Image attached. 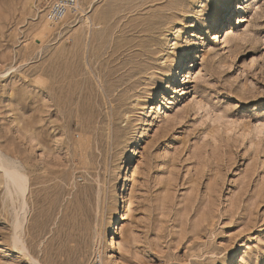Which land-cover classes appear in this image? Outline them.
<instances>
[{"label":"rangeland","instance_id":"1","mask_svg":"<svg viewBox=\"0 0 264 264\" xmlns=\"http://www.w3.org/2000/svg\"><path fill=\"white\" fill-rule=\"evenodd\" d=\"M49 1L0 0V264H264V0Z\"/></svg>","mask_w":264,"mask_h":264},{"label":"bare ground","instance_id":"2","mask_svg":"<svg viewBox=\"0 0 264 264\" xmlns=\"http://www.w3.org/2000/svg\"><path fill=\"white\" fill-rule=\"evenodd\" d=\"M223 5L226 4V0H223ZM242 3L239 4V8H242L244 6V2L246 0H240ZM95 2V0H84V1H79L78 3V6H77V9L80 10V12H82L81 16H84L85 18H83L84 21L87 20V16H85L87 13H86V9L91 7L92 4ZM240 3V2H239ZM191 16L190 17H194L195 14L194 13V10H192L191 12ZM87 17V18H86ZM89 21V20H88ZM153 29V27H151ZM150 29V30H152ZM156 29V28H154ZM152 32V31H151ZM48 37V36H47ZM166 37V36H165ZM153 38H156V37H153ZM159 39V38H158ZM164 39V38H163ZM169 39V38H168ZM174 39V38H173ZM161 40V39H160ZM46 42V40H45ZM153 42V41H152ZM156 43L158 41H155ZM164 42V41H163ZM172 41H170L168 43V45H172L171 43ZM160 43V42H159ZM184 44H180V51L184 49ZM178 57L174 58V62L172 63V66L176 68V70H178V75L175 76V79L173 78V81L174 83H177L179 82L180 83V80H181V74H183V66L181 65L182 64V60H181V54L178 53ZM54 56V55H53ZM64 57V56H62ZM56 60V59H55ZM64 62V61H63ZM45 64V63H44ZM70 64V63H69ZM68 66V65H66ZM71 66V65H70ZM75 67V66H73ZM72 69V68H70ZM74 69V68H73ZM43 70H44V74L46 76H50L53 72H54V69L52 66H50L49 64H45L43 66ZM62 70V69H61ZM69 71V70H68ZM56 72V71H55ZM58 73V72H57ZM64 73V72H63ZM70 72H68L69 74ZM76 74V73H75ZM78 74V73H77ZM76 74V75H77ZM58 77V76H57ZM72 77V76H71ZM75 77V76H74ZM76 78V77H75ZM46 79V78H45ZM52 79V78H51ZM57 79V78H56ZM170 79V76H169V73H167L166 75H164L162 78H160V81L158 82V84L156 85V87L152 90L151 93H153L152 95V98L148 100L149 102V105L147 106V108H149L148 112H154L155 109H156V100L158 99V96L162 93L163 89L168 85V80ZM48 80V79H47ZM75 80V79H74ZM55 81V80H54ZM73 81V80H72ZM71 82V81H70ZM62 83V82H61ZM60 83V84H61ZM69 83V82H68ZM57 84V83H56ZM55 84V85H56ZM47 85V84H46ZM59 85V84H58ZM63 85V84H62ZM72 85V84H71ZM70 86V85H69ZM79 86V85H78ZM61 87V85H60ZM76 88V87H75ZM177 89V88H176ZM48 90V89H47ZM65 90V89H64ZM75 90V89H74ZM51 91V90H50ZM63 91V90H62ZM73 91V90H72ZM52 92V91H51ZM57 92V91H56ZM54 93V91H53ZM75 93V91H74ZM59 94V93H58ZM71 94V93H70ZM65 99V98H64ZM66 100V99H65ZM143 136H139L137 137L135 140V144H133V146H131V148L129 149V154H128V157L129 158H132L136 153H138V146H139V143L143 140L142 138ZM1 162V161H0ZM2 164V163H1ZM3 167V165H1ZM0 166V167H1ZM3 168H6V167H3ZM7 169V168H6ZM11 169V168H10ZM122 171H123V174L122 176L120 177L119 179V186L116 188L115 186V189L113 190L114 193L116 192V201H114L115 203L114 206H113V213H114V223L112 224L111 226V230L110 231H113V229L115 230V226L117 224V222H119L122 218V210L123 208H125V194H124V189L126 187V184L128 183L129 181V176H128V165L127 163H125L123 166H122ZM4 176H6V179L7 181L5 182H8L9 181L12 183L13 185V189L15 190V194L18 195L19 197H23L24 199V196H25V193L27 191V187H28V181H27V177L26 175H24L23 173H21L20 171L16 169H11V170H4ZM15 196V195H14ZM12 198V197H11ZM18 200V199H17ZM14 201V200H13ZM25 205V202L23 201V203L21 204V206H24ZM25 207V206H24ZM23 207H21L22 209ZM19 223H17V225H15L16 228L18 227H21L20 226V221H18ZM120 223V222H119ZM21 241L20 239V235L19 233H16L13 235V242H12V245L15 250H23L24 251V247L22 245L19 244V242ZM108 243L106 244L105 247L102 248V251H104V254L107 258V261L110 263V264H122V260H120L117 256H115L114 254L110 253V249L115 247V240L113 239V237H109L108 238ZM94 252V251H93ZM100 252V251H99ZM122 261V262H121ZM36 263V262H35Z\"/></svg>","mask_w":264,"mask_h":264},{"label":"built area","instance_id":"3","mask_svg":"<svg viewBox=\"0 0 264 264\" xmlns=\"http://www.w3.org/2000/svg\"><path fill=\"white\" fill-rule=\"evenodd\" d=\"M80 0H50L46 12V20L50 25L59 24L65 17L77 12ZM89 264H109L102 254L96 252L91 257Z\"/></svg>","mask_w":264,"mask_h":264}]
</instances>
